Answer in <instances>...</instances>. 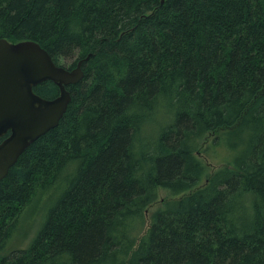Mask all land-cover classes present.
<instances>
[{"label":"trees","instance_id":"16d2710c","mask_svg":"<svg viewBox=\"0 0 264 264\" xmlns=\"http://www.w3.org/2000/svg\"><path fill=\"white\" fill-rule=\"evenodd\" d=\"M3 38L67 68L89 58L59 124L0 180V264H264V0H0ZM211 138L229 156L214 169ZM160 188L173 198L148 224Z\"/></svg>","mask_w":264,"mask_h":264},{"label":"water","instance_id":"95a60500","mask_svg":"<svg viewBox=\"0 0 264 264\" xmlns=\"http://www.w3.org/2000/svg\"><path fill=\"white\" fill-rule=\"evenodd\" d=\"M88 58L67 68L37 41L0 39V137L9 133L0 142V180L31 143L59 124L72 100L68 86L83 78ZM48 80L60 88L52 99L34 90Z\"/></svg>","mask_w":264,"mask_h":264},{"label":"rangeland","instance_id":"374dc122","mask_svg":"<svg viewBox=\"0 0 264 264\" xmlns=\"http://www.w3.org/2000/svg\"><path fill=\"white\" fill-rule=\"evenodd\" d=\"M71 61L69 58L62 60L65 64H69ZM211 140L212 138L203 146V151L206 145L210 144ZM226 151L224 145L212 143L209 150L207 152L204 151L202 156L212 164V168L214 169V167L216 168L229 157ZM59 194L60 189L48 190L46 193L37 196L35 201L24 209L19 217L18 229L7 245V251L18 247H27L30 244L45 218L47 208ZM172 196L168 190L164 188L159 189V198L147 210L148 224L151 223L153 214L162 208L168 199L173 198Z\"/></svg>","mask_w":264,"mask_h":264},{"label":"flooded vegetation","instance_id":"af4514ba","mask_svg":"<svg viewBox=\"0 0 264 264\" xmlns=\"http://www.w3.org/2000/svg\"><path fill=\"white\" fill-rule=\"evenodd\" d=\"M8 135H9V133H8L7 135L3 136V137H2V140H3L6 136H8Z\"/></svg>","mask_w":264,"mask_h":264}]
</instances>
